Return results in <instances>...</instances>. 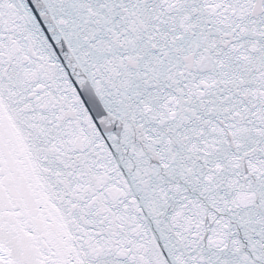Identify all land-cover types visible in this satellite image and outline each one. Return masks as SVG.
Listing matches in <instances>:
<instances>
[{
	"label": "snow or ice",
	"instance_id": "obj_1",
	"mask_svg": "<svg viewBox=\"0 0 264 264\" xmlns=\"http://www.w3.org/2000/svg\"><path fill=\"white\" fill-rule=\"evenodd\" d=\"M0 264H264V0H0Z\"/></svg>",
	"mask_w": 264,
	"mask_h": 264
}]
</instances>
